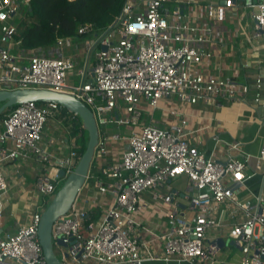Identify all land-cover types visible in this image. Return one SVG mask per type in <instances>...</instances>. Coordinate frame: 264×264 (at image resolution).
<instances>
[{
    "label": "built area",
    "instance_id": "obj_1",
    "mask_svg": "<svg viewBox=\"0 0 264 264\" xmlns=\"http://www.w3.org/2000/svg\"><path fill=\"white\" fill-rule=\"evenodd\" d=\"M168 1L172 0H124L104 31H95L90 23L79 25L78 34L88 35L83 46L93 61L89 79L74 83L68 81L75 67L71 57L18 49L14 20L28 0H0V89L73 94L91 109L99 129L109 122L118 129L109 134L99 131L93 158L103 161L94 178L97 195L110 198L108 206L94 220L93 209L75 200L52 225V241L61 248L63 264H143L147 259L215 264L219 247L208 242L205 233L209 227L224 228L215 221L222 203H228L232 216H242L225 227L227 239L241 254L236 264H264V212L254 210L249 200L236 194L246 177L245 162L235 157L225 162L207 158L187 138L184 122H169L164 127L141 123L144 105L153 112L160 108L161 100L171 96L188 104L238 98L230 76L202 70L215 54L207 46L215 43V23L223 22L238 0H173L172 6ZM251 1L254 35L259 36L264 31V0ZM184 7L192 16L183 12ZM199 10L205 18H199ZM70 40L59 37L54 47L63 48ZM261 86L257 78L256 103ZM61 107L55 102L25 101L1 115L0 197L7 190L3 171L7 160L34 156L57 170L36 175L34 186L42 196L55 193L59 169L65 176L74 170L79 157L73 149L54 163V154L41 144L47 119ZM68 113L72 118L76 115ZM168 113L176 114L174 110ZM110 140L123 141L126 146L118 160L106 163L103 157ZM259 159L264 160V146ZM180 175L188 180L181 193L189 203L187 213L176 200L178 191H171L169 185ZM144 193H148L149 203ZM156 201L163 205L166 216V225L159 230L138 218ZM42 210L36 209L28 224L14 234L0 236V264H46L37 236ZM57 240L66 246L56 244Z\"/></svg>",
    "mask_w": 264,
    "mask_h": 264
},
{
    "label": "crops",
    "instance_id": "obj_2",
    "mask_svg": "<svg viewBox=\"0 0 264 264\" xmlns=\"http://www.w3.org/2000/svg\"><path fill=\"white\" fill-rule=\"evenodd\" d=\"M203 1L207 0H200ZM212 1L221 3L223 0ZM171 2L173 3V0L168 1V6L174 5ZM238 2L227 12L223 22L215 23V43L207 45L215 54L210 61L202 65L204 72L230 76L235 84L238 98L230 101L218 98L211 103L199 101L188 104L180 103L175 96H171L161 100L158 108L161 113L159 112L157 116L155 111L150 112L144 105L141 123L152 122L164 127L169 122H184L183 130L187 133V138L192 144L197 145L207 158L225 162L229 157H235L244 161L246 177L236 194L242 200H249L254 210L264 212V160L259 159L260 151L264 146V31H261L259 36L254 35V21L250 17L253 9L252 1L238 0ZM183 12L187 16H192L185 7ZM199 13V18H205L202 11L199 10ZM245 17L247 19L243 21ZM85 38L84 36L71 38L63 48L54 47L48 52L55 56H69L75 61V67L68 75L70 82L78 83L89 79L93 55L83 46ZM257 78L261 79L262 86L260 100L256 103L254 93ZM169 110H174L176 114L171 115L168 113ZM72 125L70 114L61 108L45 123L41 144L54 154V163L57 159L64 158L71 150L75 140ZM99 131H106L109 134L117 132L118 129L113 122H109L104 127L100 126ZM126 131V128L121 129L123 134ZM125 146L123 141L110 140L107 145L108 153L103 157L104 161L110 163L118 160ZM95 161L100 163L99 167L103 164L101 159ZM3 171L6 175L7 190L0 197V236L7 237L14 234L21 226H26L36 209H44V206H40L42 195L34 186L36 175L44 171L53 174L57 170L33 156L28 159L7 160L3 164ZM175 180H182L183 185L175 187L172 184ZM58 181L59 179L55 184H58ZM169 185L171 191H178L176 200L180 208L186 213L189 212V203L181 196L188 187L187 178L184 175L177 176L169 182ZM261 196L263 201H258ZM143 197L148 203L150 202L148 193H144ZM76 201L86 209L92 208L95 212L94 217L97 218L108 206L110 198L107 195H97L93 177L87 178ZM163 213V205L156 201L142 211L138 218L151 229L159 230L166 225V216ZM239 219H242L241 214L232 216L228 203H222L216 211L215 221L221 222L224 228H207L205 236L208 242L216 243L218 239L224 241L223 246L219 247L216 264L238 262L240 251L231 247L233 245L227 239L225 227ZM157 246L158 244L154 247ZM143 264L189 263L174 259L168 261L147 259Z\"/></svg>",
    "mask_w": 264,
    "mask_h": 264
},
{
    "label": "trees",
    "instance_id": "obj_3",
    "mask_svg": "<svg viewBox=\"0 0 264 264\" xmlns=\"http://www.w3.org/2000/svg\"><path fill=\"white\" fill-rule=\"evenodd\" d=\"M123 1L28 0L27 3L22 4L20 16L14 20L17 30L16 40H19L18 49L25 53L50 55L48 52L54 48L59 37H87L88 35L77 32L79 25L83 23H90L97 32L104 31L118 15ZM37 103L43 104V102ZM61 109L68 113L65 108L61 107ZM70 116L75 136L71 149L75 151L76 157H80L85 149L88 135L80 118L76 115L72 118V114ZM99 164L95 159L92 161L89 179L99 174ZM58 186L56 184V190ZM92 218H96L94 214Z\"/></svg>",
    "mask_w": 264,
    "mask_h": 264
},
{
    "label": "water",
    "instance_id": "obj_4",
    "mask_svg": "<svg viewBox=\"0 0 264 264\" xmlns=\"http://www.w3.org/2000/svg\"><path fill=\"white\" fill-rule=\"evenodd\" d=\"M223 2L224 0L221 1V3ZM25 101L55 102L61 105L80 118L82 126L88 135L85 149L79 157L74 170L66 176L63 169L58 170L57 178L63 179V182L55 191L50 202L42 210L37 230L38 242L42 248L46 264H63L56 254L52 241V225L59 216L68 212L89 177L95 146L98 141L99 127L91 109L79 98L70 93L49 89H0V117L7 108ZM215 242L218 247H222L224 243L222 239H218ZM56 244L62 247L66 246L61 240H57ZM64 255H67V253L65 252Z\"/></svg>",
    "mask_w": 264,
    "mask_h": 264
},
{
    "label": "rangeland",
    "instance_id": "obj_5",
    "mask_svg": "<svg viewBox=\"0 0 264 264\" xmlns=\"http://www.w3.org/2000/svg\"><path fill=\"white\" fill-rule=\"evenodd\" d=\"M172 3V2H171ZM173 4V3H172ZM20 16V14H18L17 15V18ZM246 19H247V17H245L244 18V20L243 21H246ZM75 82H77V81H75ZM155 111V113H156V115L155 116H157L158 115V113L160 112L159 111V109H156V110H154ZM161 113V112H160ZM77 117V116H76ZM78 118V117H77ZM182 180H175V181H173V185H175V187H180L181 185H183V182H181ZM62 182H63V180L62 179H59V181H58V188L60 187V185L62 184ZM181 189V188H180ZM34 191H35V189H34ZM53 195L54 194H51L50 196H42V198H41V203H40V206H46L49 202H50V200L52 199V197H53ZM45 203V204H44ZM41 208H38V210H40ZM234 250L235 249H237L235 246H231ZM55 251H56V254H57V256L62 260V254H61V248L60 247H57V246H55ZM216 263H218V262H216ZM215 263V264H216Z\"/></svg>",
    "mask_w": 264,
    "mask_h": 264
}]
</instances>
